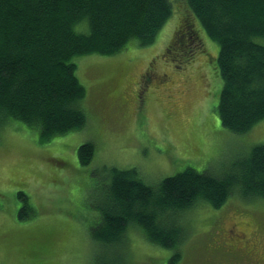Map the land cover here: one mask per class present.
<instances>
[{
  "label": "rangeland",
  "instance_id": "1",
  "mask_svg": "<svg viewBox=\"0 0 264 264\" xmlns=\"http://www.w3.org/2000/svg\"><path fill=\"white\" fill-rule=\"evenodd\" d=\"M185 14L176 3L148 45L133 41L114 55L72 59L85 88L81 129L41 141L36 130L0 120V264H111L90 236L109 168H135L155 186L186 168L226 173L264 143V120L241 135L221 125L218 44ZM185 19L198 27L199 47L176 67L165 50ZM84 143L94 145L87 165L77 158ZM20 195L29 213L22 219ZM185 218L187 240L173 264H237L252 255L264 264V199L231 195L221 207L203 202ZM127 233L119 250L125 264H171V251L149 244L135 227ZM232 234L245 243L227 255L222 247Z\"/></svg>",
  "mask_w": 264,
  "mask_h": 264
},
{
  "label": "trees",
  "instance_id": "2",
  "mask_svg": "<svg viewBox=\"0 0 264 264\" xmlns=\"http://www.w3.org/2000/svg\"><path fill=\"white\" fill-rule=\"evenodd\" d=\"M178 2L218 44L221 125L248 133L264 120V0H0V120L36 130L41 141L81 129L85 88L72 59L114 55L133 41L152 43ZM180 21L165 50L176 67L193 55L201 36L194 22ZM93 155L92 143L78 147L81 165ZM106 178L90 236L109 253V263L125 264L119 250L135 227L149 244L171 251L173 264L187 240L182 221L189 210L203 202L219 208L231 195L264 199V143L226 173L186 168L152 186L135 168L111 167ZM23 200L20 219L29 216Z\"/></svg>",
  "mask_w": 264,
  "mask_h": 264
},
{
  "label": "flooded vegetation",
  "instance_id": "3",
  "mask_svg": "<svg viewBox=\"0 0 264 264\" xmlns=\"http://www.w3.org/2000/svg\"><path fill=\"white\" fill-rule=\"evenodd\" d=\"M242 243H245V240H243V237H241V235L232 234L227 237V241L224 243L222 248L229 252L231 251L232 253H238V250L242 251L238 244ZM241 248H243V246ZM248 255H251V253ZM252 257H254V255L244 261L239 262L238 264H254V261L251 260Z\"/></svg>",
  "mask_w": 264,
  "mask_h": 264
},
{
  "label": "bare ground",
  "instance_id": "4",
  "mask_svg": "<svg viewBox=\"0 0 264 264\" xmlns=\"http://www.w3.org/2000/svg\"><path fill=\"white\" fill-rule=\"evenodd\" d=\"M239 3V2H238ZM241 3V2H240ZM192 11V10H191ZM244 248V247H243ZM175 250V249H174ZM231 252V251H230ZM225 253V252H224ZM232 253V252H231ZM236 254V253H235ZM202 258V257H201Z\"/></svg>",
  "mask_w": 264,
  "mask_h": 264
}]
</instances>
